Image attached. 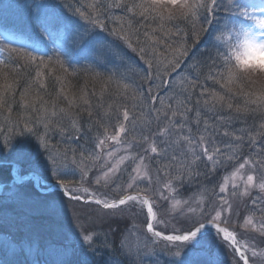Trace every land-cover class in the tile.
Returning <instances> with one entry per match:
<instances>
[{
	"label": "snow or ice",
	"instance_id": "obj_1",
	"mask_svg": "<svg viewBox=\"0 0 264 264\" xmlns=\"http://www.w3.org/2000/svg\"><path fill=\"white\" fill-rule=\"evenodd\" d=\"M13 7L26 10L27 26L0 32V109L11 112L18 103L39 111L36 123L44 132L25 123L22 139L10 134L0 140V167L9 169V178L0 179V213L27 208L59 220L65 197L95 206L86 217L76 213L74 222L57 223L47 234L25 223L33 252L29 260L21 248L25 264H161V257L163 264L264 260V249L257 250L264 245V89L245 82L219 50L238 29L264 37V0H227L230 15L223 23L215 20L221 0H0V19ZM112 9L124 16L106 15ZM107 22L114 24L109 35L115 40L101 42L97 29L108 31ZM181 23L191 26L196 39L215 30V55L188 65L194 50ZM198 24L208 28L197 30ZM41 41L53 49H42ZM124 49L147 67L138 69ZM185 65L187 76L181 73ZM81 72L101 84L99 93L67 94L64 85ZM25 75L30 82L17 101ZM51 77L60 84L57 99L66 106L54 101L49 110L32 88L45 89ZM161 89L171 92L161 95ZM249 116L254 117L250 125ZM236 122L245 126L236 128ZM153 124L157 130L150 138L144 132ZM51 131L84 136V143L61 150L50 143ZM245 144L255 153L243 155ZM26 161L29 170L23 168ZM221 168L225 174L216 179ZM77 171L79 181L65 178ZM201 178L199 191L184 198V186ZM29 185L52 198L35 201ZM129 220L139 221L132 225L135 245L127 242L129 228H121Z\"/></svg>",
	"mask_w": 264,
	"mask_h": 264
},
{
	"label": "rangeland",
	"instance_id": "obj_2",
	"mask_svg": "<svg viewBox=\"0 0 264 264\" xmlns=\"http://www.w3.org/2000/svg\"><path fill=\"white\" fill-rule=\"evenodd\" d=\"M223 3H224V5H226L225 2H223ZM173 39H174V37H173ZM59 72H60V70L57 69V73L56 74H59ZM31 76H33V77L35 76V71H32ZM26 78H28V79L26 80ZM52 80L55 81L54 77H51V78L47 79V87L45 89H38L34 85L33 88H32V94L33 95H39L40 97L43 98V102H45L46 99L49 96H52V94H54V91H52V87L51 86L49 87V88H51V94L47 93L48 86L51 84ZM23 81H26L25 82V84H26L25 86L27 87L28 83L30 82V78L27 77V76H24ZM70 84H72V82ZM70 84H65L64 85V87L69 92V96H71L73 93H75L78 96L80 94V91L82 89L84 90V88H82V86H81V88H77V87L76 88H71ZM82 85H83V83H82ZM25 86L20 88V85H18V90L16 92V100L17 101H19L20 92L23 91L26 88ZM55 92L57 93L56 90H55ZM56 97H57V95H56ZM16 104H17L16 105V109L18 110V113H17L18 119H20L21 121H24V123L20 127L18 132H14L8 126H6L7 128H5L4 125H3V127L0 128V140H3V138L5 136L10 135L11 132H12L13 136H16V137L22 139L23 137L20 136V130L23 129L25 123H28L29 126L32 127L34 130L39 129L40 133L43 134V132H44L43 125L42 124H37L36 122H34L32 120L24 119V115L23 114L25 112H27V111L24 110L18 103H16ZM38 104L39 103H37L36 105H38ZM13 105H15V104H13ZM45 106H46V103H45ZM6 109L7 108H2V109H0V111H4ZM30 112H31V110H30ZM14 113H12V114H14ZM7 114H10V112L8 111ZM39 115H40V113L36 112L35 115L33 116V119L35 120V116L37 118ZM53 124H54V121H53ZM153 126H154L153 129L155 130L156 129L155 124H153ZM131 134L133 135L134 133H131ZM29 135H31V134H29ZM32 139H35V138L32 137ZM50 143H51V140H50ZM59 149L63 150L65 148L59 147ZM13 151H15V148L13 149ZM70 158H71V155L69 154V161H70ZM25 163L27 165H29V163L27 161ZM71 167H74V166L70 165V169H71ZM228 171H231V168ZM93 175H95V173H93ZM65 178L68 179V180H71L73 182L79 181V179H80L79 172L77 171L76 175H74V176L73 175H68ZM162 179H164V178H162ZM31 193H32L33 199L35 201H37V202L41 201L42 199H51L52 198V195L50 193L42 194L43 191H41V188H38L37 193H34V192H31ZM76 203H78V202H76ZM76 203L69 202L68 200L63 198V206L61 208V212L62 213H60V216H64L65 212H70L71 208L75 207L76 209H81L80 213L81 214L84 213L83 216L86 217L88 215V213L95 207L94 205L93 206H87V205H81V204H76ZM15 210H17L18 212L15 213V221L14 222H18V224L21 225L22 228L24 229L26 235H29V237H30L31 233L29 232L28 227L24 226L25 223L28 226H30L32 229H34V230L37 229V231L43 232L45 234H46V228H52V227L55 226V224L59 223V220L54 219L51 215H49L48 213H45L43 211H30L28 209L27 212H23V209H20V208H15ZM1 216L3 217L1 219L5 218V216L3 214H1ZM38 217H40V219H41L40 224L39 225H35L34 224L35 218H38ZM65 218H68L69 222L70 221L74 222V215H71V216L65 217ZM234 220H235V218H234ZM61 223H63V222H61ZM138 223H139L138 220H129V221H125L124 222V227H128L129 228V233L126 234L127 242H128L129 245H134V243L137 242V237H136V231L137 230H136V228L132 227V225L133 224H138ZM105 227L107 228V225H105ZM15 230H17V229H15ZM13 233H15V231H13ZM100 239L101 240L103 239V236L101 234H100ZM118 239H119V236H118ZM142 240H143V237L141 236V242H142ZM4 243L10 245V250H11V246L14 247L15 249H18V251L21 250V248H23L25 254L28 255V257L31 258V260L33 259V252L30 251V249H29V243L27 245L21 244L19 237L12 238V237H10L9 235H6V234L2 235V237L0 238V245H2ZM261 249H264V246L259 247L258 251L261 250ZM161 259H162L161 260V264H163V257H161ZM260 260L264 261L260 257L255 258L256 264H259Z\"/></svg>",
	"mask_w": 264,
	"mask_h": 264
},
{
	"label": "trees",
	"instance_id": "obj_3",
	"mask_svg": "<svg viewBox=\"0 0 264 264\" xmlns=\"http://www.w3.org/2000/svg\"><path fill=\"white\" fill-rule=\"evenodd\" d=\"M121 12H122V14H119L118 16H124V12L122 11V10H120ZM181 26L180 27H182V28H185L186 27V30H187V37H188V39H186V43H187V46H191V45H193L192 43L194 42V34H193V30H192V28H191V26L190 25H184L183 23H181L180 24ZM112 27H114V24L112 23V22H107V28H109V29H112ZM184 36V35H183ZM190 41H192V42H190ZM212 50H209V51H207L205 54H204V56H201L200 58H199V60H201L202 58H204V57H207V55L211 52ZM211 55H215V53L214 54H211ZM209 56V55H208ZM197 61V60H196ZM195 71H196V69H194L193 70V75H195ZM134 79H136V78H134ZM71 82H72V84H70V87L71 88H81V86H82V88H84V90H86L89 94H91L93 91H96L97 93H99V91H100V87H101V84L98 82V81H94L92 78H91V76L89 75V76H86L84 73H81L80 74V76L78 77V78H76V79H72L71 80ZM87 82V83H86ZM136 82H137V84H139L140 83V80H138V79H136ZM82 83H83V85H82ZM53 85H52V91H54V94H52V96H49L47 99H46V107L48 108L49 106H50V108L49 109H51L52 108V106H53V102L55 101L56 103H57V105L58 106H66V101H64L63 100V98L61 97V98H59V99H57V97H56V95H57V93L55 92V90L58 92V90H59V88H60V84L59 83H57L56 81H54V83H52ZM207 87H209V88H211V87H213V84H212V82L211 81H208L207 82ZM65 88V87H64ZM144 88H145V90H147V88L144 86ZM65 91L67 92V94L69 95V92H68V90L65 88ZM170 92H171V90H170ZM47 93L48 94H51V88H48V90H47ZM56 94V95H55ZM40 106V105H39ZM39 106L37 107V109H39ZM76 110L75 109H73V112H75ZM38 113L39 111H35V112H33V111H31L30 112V110H29V112H25V116H26V118H28V120H32L31 118H33V116L35 115V113ZM96 118H98V117H96V116H94L93 117V119H96ZM37 119V118H36ZM253 120H254V117H252V116H249L248 117V124L250 125V124H252L253 123ZM32 121H34V122H36V120H32ZM82 122L86 125L87 124V122H88V115H87V112H83L82 113ZM106 123H107V121H105ZM116 121H115V117L113 116V118H112V120H111V123H115ZM257 123H258V120L256 121ZM55 123H56V121H54V124H53V126H55ZM243 126H245L244 124H242L241 122H236L235 123V127L236 128H240V127H243ZM153 127L154 126H152V131L151 132H148V131H145L144 132V134L145 135H149V137L152 135V132H155L156 130H154L153 129ZM95 132V128L93 129V133ZM193 132H194V134H196V132H195V128L193 129ZM89 135H92V133H89ZM49 137L50 138H52L53 137V143H57L56 145H58V144H60V142H61V140H65V141H67V140H69L70 139V141H72V140H75V142L76 141H78V142H82V143H84V136H80L78 139L76 138V134L75 133H71V136L70 137H64V138H62L61 137V135L58 133V132H55V131H51V132H49ZM76 138V139H75ZM72 139V140H71ZM225 142H227V141H225ZM255 153V149H253V148H250V146L248 145V144H245L244 145V147H243V155H245V156H247V155H249V154H254ZM201 169H203V165H201ZM8 168H3V167H1L0 168V176L1 177H4V176H6V175H8ZM224 175V173H222V169L216 174V176H215V178L216 179H219V177H222ZM161 178H164L163 176H161ZM209 179H212V178H209ZM203 181V178H201V181H193L192 182V184H190V185H188V184H186L185 186H184V190H183V196H185V197H187V196H189V195H193V194H196L199 190V185H200V183ZM143 186V185H142ZM209 186H211V185H209ZM252 195L253 196H256L257 195V193L255 192V191H253V193H252ZM60 221V220H59ZM105 227V226H104ZM108 227V226H107ZM121 227L122 228H124V223L123 224H121ZM117 239H118V236H117ZM162 260V259H161Z\"/></svg>",
	"mask_w": 264,
	"mask_h": 264
},
{
	"label": "clouds",
	"instance_id": "obj_4",
	"mask_svg": "<svg viewBox=\"0 0 264 264\" xmlns=\"http://www.w3.org/2000/svg\"><path fill=\"white\" fill-rule=\"evenodd\" d=\"M223 49L234 72L245 82L264 89V37L245 36L243 30L238 29Z\"/></svg>",
	"mask_w": 264,
	"mask_h": 264
},
{
	"label": "bare ground",
	"instance_id": "obj_5",
	"mask_svg": "<svg viewBox=\"0 0 264 264\" xmlns=\"http://www.w3.org/2000/svg\"><path fill=\"white\" fill-rule=\"evenodd\" d=\"M24 210V209H23Z\"/></svg>",
	"mask_w": 264,
	"mask_h": 264
}]
</instances>
